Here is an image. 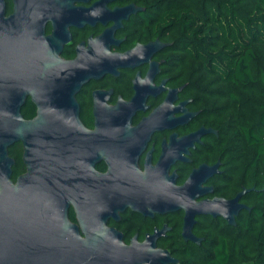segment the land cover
I'll use <instances>...</instances> for the list:
<instances>
[{
    "label": "flooded vegetation",
    "instance_id": "1",
    "mask_svg": "<svg viewBox=\"0 0 264 264\" xmlns=\"http://www.w3.org/2000/svg\"><path fill=\"white\" fill-rule=\"evenodd\" d=\"M58 1L62 11L56 22L61 20L62 24L56 42L60 45L58 57L61 60H78L82 67L93 51L99 50L93 48L94 40L115 24L111 37L98 39V45H109L110 53H124L136 44L145 45L156 40L159 46L146 62L127 66L115 61L114 70L88 78L74 93L85 134L83 141L78 139L74 155L63 168L72 173L77 169L85 171L84 182L79 186L62 185L55 182L53 176H45L37 185L29 181L18 183V176L29 173V159H24L21 141L8 147L10 172L9 182L5 183L9 196L8 219L0 233V264H94L73 262L71 258L77 246L78 251L95 253L100 250L103 253L105 233L109 228L119 233L125 246L142 243L159 231L154 248L172 253L173 239L182 238L184 210L178 208L159 214L152 205L158 189L173 195L174 190L185 184L194 168L200 164L211 166L218 161L216 172L200 184L201 187L212 186V192L196 201L221 196L216 192V181L222 171L218 146L210 148L211 138L218 136V129L205 123L202 108L189 94L188 82L176 72L172 42L156 36L146 25L141 27L136 21L144 15V7L128 0ZM131 3L140 10L125 19L123 8ZM8 7L7 14H10L12 0H8ZM33 7L37 29H42L44 36H51L55 23L47 19L42 28L39 27L43 17L39 15L38 6ZM26 11L29 12L28 6ZM25 106L33 108V113L29 117L21 113L22 116L33 118L36 105L30 95L24 99L20 112ZM128 115V127H136L140 122L146 124L141 132L124 133ZM100 120L107 138L113 139L108 155L96 161L94 170L103 174L115 167L118 176L96 186L91 182V174L87 173L88 167L78 163L76 153H86L87 147L90 153L87 137ZM202 126L215 132H205L197 140L188 136ZM55 161H60V150L55 152ZM61 161L66 162L65 159ZM110 198L123 206L115 216L100 212L94 206ZM135 200L137 210L132 204ZM84 202L88 207H82ZM200 217H195V224ZM194 226L192 232L203 239L194 232ZM82 240L90 247L78 243Z\"/></svg>",
    "mask_w": 264,
    "mask_h": 264
},
{
    "label": "water",
    "instance_id": "2",
    "mask_svg": "<svg viewBox=\"0 0 264 264\" xmlns=\"http://www.w3.org/2000/svg\"><path fill=\"white\" fill-rule=\"evenodd\" d=\"M12 3V13L7 14L6 1L0 0V233L4 231V224L8 219L6 206L9 196L8 187L5 185L9 182L10 172L8 147L16 141H21L24 159H29V173L18 176V183L29 181L37 185L45 176H53V180L62 185L73 183L79 186L84 182L85 171L77 169L72 173L63 168V165L68 164L67 162L74 155L78 139L83 141L85 134L79 120L74 93L88 78L114 70L115 61L127 66L146 62L150 53L159 46L156 40L145 45L136 44L124 53H110L109 45H98V39L111 37L115 24L94 40L93 48L99 50H94L81 67L78 60L66 61L58 57L60 45L56 42V38L62 24L61 20L56 22L62 11L59 9L58 0H12ZM33 5L38 6L39 15L43 17L39 27L47 19L55 23L51 36H44L43 30L37 29L33 17L36 9ZM26 6L29 12L26 11ZM138 10H140L139 6L128 4L123 8V17L127 19L130 14ZM147 73H150V69ZM27 95L31 96L36 105V115L31 119H25L20 112ZM125 119V134H136L137 130L141 132L146 126L145 123L140 122L136 127L130 128L126 125L130 119L129 115ZM205 132L215 131L202 126L188 136L197 140L198 136ZM112 139L107 138L103 121H97L95 130L89 132L87 137L90 153L89 147L86 153H76L78 163L88 167L87 173L91 174V182L96 186H101L110 178L118 176L115 167H111L103 174L94 170L96 161L105 158L111 150L109 144ZM57 150H60L59 163L55 161ZM61 159H65L66 162ZM218 165L219 161L211 166L200 164L190 172L185 184L173 191V195L170 191L160 192L158 189L157 199L152 205L153 209L159 214L167 213L172 209H183L181 235L185 241L199 244L202 240L192 232L196 216L222 217L229 225H234L235 218L241 210L250 211V207L241 202V198L254 187H243L232 198L214 196L196 201V198L212 192V186L201 187L200 184L216 172ZM136 203L137 200L132 203L134 209ZM82 205L83 208L88 207L85 202ZM94 206H97L100 212H107L112 216L123 208L113 198ZM159 233V231L154 233L142 243L133 242L125 246L121 242L119 233L109 228L108 233H105L106 243L103 253L100 250H96L95 253L78 251L77 246V252L73 254L71 260L94 264L177 263L178 259L168 250L154 248L155 238ZM78 243L90 247L87 241L82 240Z\"/></svg>",
    "mask_w": 264,
    "mask_h": 264
},
{
    "label": "trees",
    "instance_id": "3",
    "mask_svg": "<svg viewBox=\"0 0 264 264\" xmlns=\"http://www.w3.org/2000/svg\"><path fill=\"white\" fill-rule=\"evenodd\" d=\"M128 1L144 7L141 27L172 42L176 72L205 123L218 129L210 142L222 167L216 192L233 197L254 187L241 198L250 211L234 225L201 215L200 244L173 239L175 264H264V0ZM21 113L29 117L33 108Z\"/></svg>",
    "mask_w": 264,
    "mask_h": 264
}]
</instances>
